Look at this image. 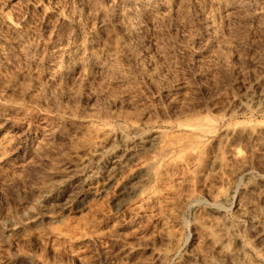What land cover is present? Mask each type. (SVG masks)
Listing matches in <instances>:
<instances>
[{
  "label": "rangeland",
  "instance_id": "374dc122",
  "mask_svg": "<svg viewBox=\"0 0 264 264\" xmlns=\"http://www.w3.org/2000/svg\"><path fill=\"white\" fill-rule=\"evenodd\" d=\"M263 86L264 0H0V264H264Z\"/></svg>",
  "mask_w": 264,
  "mask_h": 264
},
{
  "label": "bare ground",
  "instance_id": "6f19581e",
  "mask_svg": "<svg viewBox=\"0 0 264 264\" xmlns=\"http://www.w3.org/2000/svg\"><path fill=\"white\" fill-rule=\"evenodd\" d=\"M118 10H119L118 6L111 7L109 9V14L111 16H117ZM81 14H82V9H81ZM134 17L135 16L132 15L130 19L132 20V19H134ZM263 96H264V86L260 88V91L258 92L257 98L258 97L261 98ZM144 136L145 135L140 134L138 131H123L121 133V141H122V143H121L122 147L121 148L125 149V150L128 149L130 147V145H132L138 141H141ZM102 147H105V143H102ZM121 152H122L121 149H116L113 152V154H112L113 156L111 157V159L110 160L107 159L106 161H104L101 159L102 158V151H99L98 157L95 158L96 163L99 164V163H101L100 161H103L104 164L109 163V162H111V160H114L116 157H120V154L122 155ZM86 164H87L86 161H82L80 163V167H84V166H86ZM72 182H73L72 180H65V181H62L61 183H58V185L55 186L54 188L51 187L50 189L43 191L42 194H39V196L37 198L38 204L42 205V206L49 204L50 200L53 198L52 194H54V191L56 188L60 187V185H63V184H64L63 186L71 184Z\"/></svg>",
  "mask_w": 264,
  "mask_h": 264
}]
</instances>
